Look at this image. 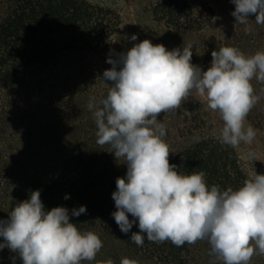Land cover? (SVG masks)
I'll use <instances>...</instances> for the list:
<instances>
[{"label": "clouds", "instance_id": "9594fccd", "mask_svg": "<svg viewBox=\"0 0 264 264\" xmlns=\"http://www.w3.org/2000/svg\"><path fill=\"white\" fill-rule=\"evenodd\" d=\"M231 2L236 23L247 25L254 15L255 23L264 25V0ZM130 39L136 41L137 35ZM192 55L190 44L169 51L144 39L118 59L108 58L112 67L102 79L112 83L99 103L90 97L87 107L93 112L97 144L110 145L115 158L127 165L126 176L116 179L112 199L117 210L111 215L125 234L138 221L139 231L130 237L137 246H143L145 237L177 247L207 241L209 255L222 264H250L253 256H264V174L255 171L239 188L221 190L208 185L203 171L181 173L169 161L167 131L158 116L180 109L195 91L220 115V143L233 149L251 144L257 131L247 117L261 99L252 81L264 83V51L246 56L238 48L220 47L211 52L206 71L191 62ZM247 157L254 160L255 153ZM40 196L39 190L32 191L7 220H0V250L18 253L23 264L94 261L103 247L101 238L80 231L66 207L46 210ZM86 212L80 206L71 215ZM97 264L115 262L109 258ZM120 264L138 261L124 257Z\"/></svg>", "mask_w": 264, "mask_h": 264}, {"label": "trees", "instance_id": "16d2710c", "mask_svg": "<svg viewBox=\"0 0 264 264\" xmlns=\"http://www.w3.org/2000/svg\"><path fill=\"white\" fill-rule=\"evenodd\" d=\"M153 12L168 32L202 31L212 15V9L196 12L183 0H161ZM117 21L118 15L114 10L88 0H0V86L21 79L19 76L28 72L41 75L34 80V84H48L46 90L51 93L50 84L57 80L61 72V61L112 48ZM204 45L202 61L209 62L212 60L211 52L219 48L215 38ZM65 96L63 102L55 95L50 98L54 111L69 113L78 108L71 92L65 93ZM47 99V96H41L39 101ZM196 120L198 123L204 121L200 115L191 119L186 131L190 135L197 130L191 127ZM48 126L51 132L34 137V144L46 149L51 148L50 140L55 137L51 123ZM77 127L79 125L73 128ZM207 143L188 142L170 155V163L177 165L183 174L205 172L208 185H218L221 190L228 187L235 190L242 186L250 176L237 160L227 155L226 148L214 150L208 148ZM63 162L62 166L54 163L49 171L34 170V174L25 177L13 193L5 196L6 203L0 200V220H7L8 213L17 203L29 199L32 191L39 190L46 210L66 207L70 222L76 223L82 232L96 233L103 241L96 259L82 264H97V261L109 258L120 264L125 257V251L116 242L120 239L127 242L132 255L126 257L137 260L138 264H222L215 256L209 255L210 247L197 248L199 241L177 247L170 241L149 242L145 237L141 247L130 240L131 234L139 231L137 224H133L127 234L121 232L111 215L117 210L112 193L116 190V179L125 177L127 171L109 149L100 145H77ZM4 163L5 157L0 150V171ZM65 196L68 198L65 199ZM80 206H86L87 212L78 217L72 216L71 211ZM4 250L10 251L7 247L1 251ZM12 254L15 257L13 262L22 261L18 253Z\"/></svg>", "mask_w": 264, "mask_h": 264}, {"label": "rangeland", "instance_id": "374dc122", "mask_svg": "<svg viewBox=\"0 0 264 264\" xmlns=\"http://www.w3.org/2000/svg\"><path fill=\"white\" fill-rule=\"evenodd\" d=\"M88 1L110 8L118 15L111 49L84 53L61 61L59 64L61 72L57 75V80L50 84L51 93L46 90L48 84L39 85L36 82L34 84V80L42 77L41 75L28 72L19 76L21 79L0 86V150L5 157L3 169L0 171V200L4 203L5 196L13 193L25 177L34 174V170L49 171L54 163L56 166H62L64 159L71 155L77 145H98L93 112L87 105L90 97H95L99 103L109 90L112 82L102 79L103 72L112 67L107 63L109 57L118 59L119 54L126 53L135 43L144 39L151 40L153 44H163L169 51L175 48L182 50L183 46L190 44L193 52L191 62L206 71L212 60L202 61L201 51L204 44L213 38L216 39V47H235L246 56L264 51V25L256 24L254 15L249 16L247 25L236 23L235 17L231 15L235 9L231 0H183L196 12L203 13L207 9H212L210 22L206 24L205 29L194 32L166 31V28L156 20L153 12L155 5L161 0ZM246 27L250 31H246ZM133 34L137 35L136 41L130 39ZM46 74L49 72L46 71ZM252 84L261 99L247 117V124H251L257 131L256 138L251 144L241 143L239 148L233 149L220 143L217 136L223 122L219 113L210 110L206 98L193 91L192 96L182 103L180 109L158 116V120L167 131L165 140L171 154L179 151L190 141H208V148L214 150L226 148L227 155L235 158L249 176L255 171L264 174V91H262L264 83L253 79ZM67 92L74 95L78 108L69 113L62 110L54 111V103H51L50 98L55 95L63 102ZM41 96H47V101H39ZM197 115L204 121L198 123L196 120L191 127H196L197 130L190 135L186 132L190 127L188 122ZM48 123H51L55 137L50 140L51 148L46 149L34 144V137L47 131L51 132L47 128ZM78 125L79 127L73 128ZM104 147L115 157L110 145L106 144ZM249 152L255 153L254 160L248 159ZM117 162L127 171V165L122 159ZM133 219L129 214V220ZM134 224L138 225V221ZM3 242V238L0 237V243ZM116 242L120 249L125 251V257L132 256L125 240L120 239ZM206 247H210L206 241L197 243V248ZM13 256L10 251L0 250V264H23L22 261L13 262ZM250 264H264V256H253Z\"/></svg>", "mask_w": 264, "mask_h": 264}]
</instances>
